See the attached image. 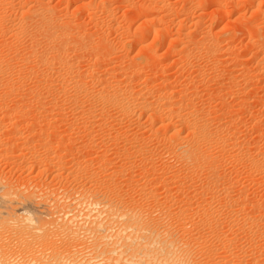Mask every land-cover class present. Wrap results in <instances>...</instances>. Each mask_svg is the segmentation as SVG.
<instances>
[{"label": "rangeland", "instance_id": "rangeland-1", "mask_svg": "<svg viewBox=\"0 0 264 264\" xmlns=\"http://www.w3.org/2000/svg\"><path fill=\"white\" fill-rule=\"evenodd\" d=\"M36 9L43 15L32 16ZM1 13L0 60L8 63L0 66V185L13 199L45 200L53 222L30 228L22 220L26 212H18L14 235L0 224L6 250L0 252L18 254L25 264L46 255L57 264L52 254L61 260L70 250L71 257L92 258V264H132L131 258L146 264L152 256L138 251L131 256L128 250L118 261L116 253H101L96 220H108L109 234L111 226V234L126 226L111 214L112 204L190 241L193 263L264 264V172L252 164L264 158V0H0ZM45 16L56 22L53 28L40 19ZM115 89L123 96L115 97ZM108 92L117 100L131 94L153 108L126 110L116 99H101ZM195 118L219 141L203 143L205 156H212L203 158L200 149L203 157L193 163L183 145L192 144ZM65 211L82 217L91 249H66L67 239L51 234L67 222ZM39 225L53 235L48 248L36 245L39 234L32 229Z\"/></svg>", "mask_w": 264, "mask_h": 264}, {"label": "bare ground", "instance_id": "bare-ground-1", "mask_svg": "<svg viewBox=\"0 0 264 264\" xmlns=\"http://www.w3.org/2000/svg\"><path fill=\"white\" fill-rule=\"evenodd\" d=\"M257 3V2H256ZM155 4H153V6H154ZM152 6V7H153ZM151 7V8H152ZM41 8V7H40ZM154 8H156V7H154ZM28 10H29V8H28ZM48 10V9H47ZM153 10V9H152ZM151 9L149 10V12L150 11H152ZM155 10V9H154ZM30 11V10H29ZM33 11V10H32ZM25 12V11H24ZM50 12V11H49ZM29 13V12H28ZM33 13V15L32 16H34V15H38V16H40L41 14L39 13V11H38V9H36L34 12H32ZM42 13V12H41ZM46 13V12H45ZM44 13V14H45ZM48 13V12H47ZM51 13V12H50ZM153 13V12H152ZM27 14V13H26ZM143 14V13H142ZM146 14V13H145ZM22 15H23V12H22ZM25 15V14H24ZM23 15V16H24ZM31 15V14H30ZM43 15V14H42ZM41 15V16H42ZM144 15V14H143ZM142 15V16H143ZM151 15V14H150ZM153 15V14H152ZM152 15H151V17H152ZM146 16V15H145ZM49 17V16H48ZM6 18V15H4V14H0V20H4ZM8 18V17H7ZM26 18V17H25ZM37 17H35V19H36ZM50 18H52V17H50ZM57 18V17H56ZM55 18V19H56ZM138 18V17H137ZM136 18V19H137ZM31 19V18H30ZM29 19V20H30ZM35 19H33V20H35ZM42 21L44 20V23H45V20L47 21V23H49L48 25H51V27H52V25L54 24V23H56L55 21L53 22V20L52 19H47V17L45 16V17H41L40 18ZM150 19H152V18H150ZM155 19V18H154ZM21 20H23V19H21ZM27 20V19H26ZM37 20V19H36ZM23 21H25V20H23ZM31 21H32V19H31ZM57 21V20H56ZM154 21V20H153ZM22 22V21H21ZM29 21L27 20V21H25L24 23L26 24V23H28ZM38 22V21H37ZM51 22H53L52 24H50ZM59 22V21H58ZM29 23H31V22H29ZM28 23V24H29ZM35 23V22H34ZM47 23H45L46 25H47ZM60 23V22H59ZM59 23H58V25H59ZM18 24H20V23H18ZM22 24V26H23V23H21ZM20 24V25H21ZM2 25V24H1ZM31 25H33V24H31ZM56 25V24H55ZM150 25H152V23L150 24ZM155 25V24H154ZM25 26V25H24ZM23 26V27H24ZM29 26V25H28ZM41 26V25H40ZM43 26V25H42ZM17 27V26H16ZM15 27V28H16ZM23 27H21L22 29H23ZM33 27V26H32ZM48 27V26H47ZM50 27V28H51ZM12 28H14V27H12ZM20 28V27H19ZM25 28V27H24ZM53 28V27H52ZM51 28V29H52ZM151 28V27H150ZM154 28V27H153ZM2 29V28H1ZM21 29V30H22ZM26 29V28H25ZM33 29V28H32ZM32 29H30V30H32ZM45 29H47V28H45ZM157 32H158V34H160V32L162 31V30H164L163 28H160V27H157L156 26V28H154ZM8 30V29H7ZM10 30V29H9ZM12 30V29H11ZM17 30H18V28H17ZM36 30V29H35ZM42 30V29H41ZM40 30V31H41ZM49 30V29H48ZM4 31V30H3ZM16 31V30H15ZM15 31H14V33H15ZM34 31V30H33ZM44 31V30H43ZM50 31V30H49ZM49 31H47V32H49ZM7 32V31H6ZM5 32V33H6ZM11 32V31H10ZM9 32V33H10ZM13 32V31H12ZM11 32V33H12ZM18 31H16V33H17ZM20 32V31H19ZM22 32V31H21ZM24 32V31H23ZM22 32V33H23ZM25 32H26V30H25ZM36 32H38V30L36 31ZM35 31H34V35H35V33H36ZM46 32V33H47ZM51 32V31H50ZM163 32V31H162ZM161 32V33H162ZM3 33V32H2ZM30 33V32H29ZM28 33V34H29ZM39 33V32H38ZM52 34L50 35V36H52L54 33L53 32H51ZM1 34V33H0ZM21 34V33H20ZM27 34V33H26ZM41 34V33H40ZM44 34V33H43ZM43 34H42V36H43ZM48 34H50V33H47V35ZM15 35H17V34H15ZM30 35V34H29ZM29 35H28V37L27 38H29ZM37 35V34H36ZM24 36H26V35H24ZM32 36V35H31ZM49 36V35H48ZM10 37H11V34H10ZM13 38H15L14 37V35L12 36ZM17 37H18V35H17ZM20 37V36H19ZM36 37V36H35ZM41 37V36H40ZM32 38V37H31ZM42 38V37H41ZM44 38V37H43ZM48 38H50V37H48ZM53 38V37H52ZM19 39V38H18ZM24 39V38H23ZM30 39V38H29ZM44 39H46V37L44 38ZM54 39V38H53ZM60 39V38H59ZM16 40H17V38H16ZM20 40V39H19ZM18 40V41H19ZM33 40V39H32ZM31 40V41H32ZM48 40V39H47ZM52 40V39H51ZM13 41H15V40H13ZM18 41L16 42V44H18ZM28 41V40H27ZM49 41H50V39H49ZM60 41V40H59ZM25 42V41H24ZM37 42V41H36ZM61 42V41H60ZM15 43V42H14ZM13 43V44H14ZM56 43H57V40H56ZM16 44H15V46H16ZM29 44V43H28ZM28 44H27V46H28ZM35 44V43H34ZM55 44V43H54ZM60 44V43H59ZM33 45V44H32ZM47 45H50V44H47ZM58 45V44H57ZM61 45V44H60ZM35 46V45H34ZM33 46V47H34ZM40 46V45H39ZM38 46V47H39ZM65 46V45H64ZM22 47V46H21ZM43 47V46H42ZM48 47V46H47ZM14 48V47H13ZM23 48V47H22ZM55 48V47H54ZM61 48V47H60ZM64 48V47H63ZM21 49V48H20ZM26 49H27V47H26ZM62 49V48H61ZM61 49H59L60 51H61ZM16 50H17V48H16ZM15 50V51H16ZM23 50V49H22ZM31 50V49H30ZM34 50V49H33ZM49 50V49H48ZM47 50V51H48ZM58 50V49H57ZM56 50V51H57ZM64 50V49H63ZM13 51V50H12ZM26 51H28V49L26 50ZM33 52V51H32ZM38 52V51H37ZM40 52V51H39ZM58 52V51H57ZM63 52V51H62ZM13 53H15V52H13ZM17 53H18V51H17ZM45 53H47V52H45ZM48 53H49V51H48ZM60 53V52H59ZM59 53H58V57L60 56L59 55ZM19 54V53H18ZM35 54L37 55V53L35 52ZM41 54V53H40ZM55 54H56V52H55ZM15 55V54H14ZM31 55H34V54H31ZM51 55V54H50ZM49 55V56H50ZM53 55V54H52ZM43 56V55H42ZM48 56V55H47ZM9 57H11V59H12V55H10ZM25 57H27V56H25ZM34 57V56H33ZM38 57V56H37ZM41 57V56H40ZM39 57V58H40ZM44 57V56H43ZM14 58V57H13ZM28 58V57H27ZM45 58H46V56H45ZM53 58H55V56H53ZM1 59V58H0ZM4 59H5V57H4ZM24 59V58H23ZM36 59V58H35ZM41 59V58H40ZM40 59H38V62H39V60ZM21 60V59H20ZM25 60H27V59H25ZM44 60V59H43ZM42 60V61H43ZM56 60V59H55ZM54 60V61H55ZM8 61H10V59L8 60ZM13 61V60H12ZM23 61V60H22ZM41 61V60H40ZM50 61H52L51 59H50ZM57 61V60H56ZM3 62V63H2ZM6 62V61H5ZM3 60H0V66L2 65V64H4L5 63ZM45 62V61H44ZM48 62V61H47ZM6 63H8V62H6ZM20 63V62H19ZM18 63V64H19ZM12 64V63H11ZM18 64H15V65H18ZM9 65V64H8ZM7 65V66H8ZM14 65V64H13ZM12 65V66H13ZM23 65V64H22ZM4 67H5V65H4ZM3 66L1 67V70L2 69H5ZM10 67V66H9ZM14 67V66H13ZM12 69H14V68H12ZM16 69V68H15ZM7 70V69H6ZM5 70V71H6ZM7 72V71H6ZM32 72H34V71H32ZM4 74H5V72H3ZM0 74H2V73H0ZM8 74V73H7ZM6 74V75H7ZM10 74V73H9ZM34 74V73H33ZM50 75V74H49ZM48 75V76H49ZM3 76V75H2ZM1 76V77H2ZM10 76V75H9ZM13 76V75H12ZM12 76L10 77V78H12ZM3 79H4V76L2 77ZM41 78V77H40ZM47 78V77H46ZM45 78V79H46ZM6 79V78H5ZM4 79V80H5ZM9 79V78H8ZM11 80V79H10ZM13 80V79H12ZM15 80V79H14ZM117 80V79H116ZM1 81H2V79H1ZM6 81V80H5ZM19 81H20V79H19ZM40 81V80H39ZM43 81V80H42ZM22 82V81H21ZM45 82V81H44ZM111 82V81H110ZM124 82H126V81H124ZM5 83V82H4ZM8 83V82H7ZM18 83V82H17ZM20 83V82H19ZM46 83V82H45ZM6 84V83H5ZM13 84V83H12ZM40 84H41V82H40ZM111 84V83H110ZM16 85V84H15ZM93 85H95V84H93ZM108 85V84H107ZM18 86V85H17ZM40 86V85H39ZM39 86H37L38 88H39ZM85 86V85H84ZM111 86V85H110ZM118 86H120V85H118ZM12 87H14V86H12ZM87 87V86H86ZM91 87V86H90ZM95 87H97V85L95 86ZM99 87V86H98ZM97 87V88H98ZM103 87V86H102ZM130 87V86H129ZM11 88V87H10ZM15 88H16V86H15ZM19 88V87H18ZM17 88V89H18ZM21 88V87H20ZM106 88V87H105ZM113 88V87H112ZM111 88V89H112ZM115 88V87H114ZM128 88V87H127ZM126 88V89H127ZM84 91H85V88H82ZM91 89V88H90ZM93 89V88H92ZM96 89V88H95ZM102 89V88H101ZM117 89H119V87L117 88ZM131 89V88H130ZM133 89V88H132ZM12 90H14V89H12ZM31 90H33V89H31ZM38 90V89H37ZM76 90V89H75ZM94 90V89H93ZM123 90V88L121 89V91ZM89 90H87V92H88ZM91 91V90H90ZM107 91H109V89L107 90ZM123 91H126V90H123ZM76 92V91H75ZM96 92H98L97 90L95 91V93ZM103 92V91H102ZM106 92V91H105ZM127 92H129L130 93V91H127ZM85 93H86V91H85ZM118 93H120V94H118ZM124 93V92H123ZM78 94V93H77ZM108 94L109 95H101L102 97H101V99L102 98H105V97H108V98H106V100L107 101H109L110 102V100H113V99H116V101H114L115 102V104L117 103V102H119V106H121V107H123L124 109H126V110H128V108H131V106L133 105V107H134V105L136 104H138L139 105V107L141 106L142 108H144V109H147V108H149V107H152V105L150 104V106H149V104H147L148 102H136V101H138L137 99H135V100H132V99H134V98H132V99H130L129 97L131 96V94H130V96L129 97H123V98H119L120 100H117V98L119 97V96H117V95H120V97H122L121 96V92H119L118 90H116L115 89V91L113 92V95L115 96V97H117V98H113V96L112 95H110V93L108 92ZM111 94H112V92H111ZM126 95V94H125ZM124 95V96H125ZM96 96V95H95ZM100 96V95H99ZM134 97V96H133ZM98 98V97H97ZM99 100V99H98ZM105 102V101H104ZM103 102V103H104ZM113 102V103H114ZM107 103V102H106ZM108 104V103H107ZM118 104V103H117ZM111 105V104H110ZM114 105V104H113ZM116 106V105H115ZM118 106V105H117ZM155 106V105H154ZM159 106V105H158ZM173 106V105H172ZM120 107V108H121ZM176 107V106H175ZM153 108V107H152ZM123 109V110H124ZM143 109V110H144ZM150 109V108H149ZM169 109V108H168ZM167 109V110H168ZM177 109V108H176ZM132 110V109H131ZM151 110V109H150ZM158 110V109H157ZM166 110V111H167ZM170 110V111H169ZM168 111L170 112V116L171 115H174V113H175V111L176 110H173V108H171V109H169ZM159 111V110H158ZM178 112V111H177ZM176 112V113H177ZM164 113V112H163ZM179 113H181V112H179ZM151 114H153V113H151ZM155 114V113H154ZM165 114H167V112L165 113ZM169 114V113H168ZM151 116V115H150ZM163 116V115H162ZM176 116V115H175ZM177 116H178V114H177ZM178 117H180V116H178ZM163 118V117H162ZM167 118V117H166ZM165 118V119H166ZM172 118V117H171ZM194 119V118H193ZM193 119H191L192 121H193ZM196 119V118H195ZM197 120V119H196ZM199 120L201 121L202 119H198L197 121H191L190 122V125H189V127H190V134L192 135L191 137L193 138V140H192V144H190V142H189V144L190 145H183L185 148H183V151H184V155H185V157L188 159V160H190V161H192L193 163L195 162H198V160H199V158H201V157H203L201 154V157H200V155H199V153H200V151L202 150V148H201V146L203 145V143H208V142H210L211 143V139H216L214 136H213V132H212V130L210 131V127L208 128V126L209 125H206L207 123L206 122H204V123H198L199 122ZM33 121V120H32ZM203 121V120H202ZM189 123V122H188ZM206 123V124H205ZM30 124V123H29ZM15 127V126H14ZM188 127V128H189ZM216 134V133H215ZM174 135V134H173ZM218 138V137H217ZM225 138V137H224ZM191 139V138H190ZM219 139V138H218ZM212 140V141H213ZM217 140V139H216ZM188 141V140H187ZM186 141V142H187ZM217 141H219V140H217ZM180 142V141H179ZM182 142V141H181ZM222 142V141H221ZM224 142V141H223ZM222 142V143H223ZM185 143V142H184ZM209 143V144H210ZM213 143L215 144L216 142H214L213 141ZM218 143H220V142H218ZM217 143V144H218ZM225 143V142H224ZM228 143V142H227ZM221 144V143H220ZM226 144V143H225ZM211 145V144H210ZM227 145V144H226ZM224 146V145H223ZM222 146V147H223ZM182 147V146H181ZM204 147V146H203ZM218 147V146H217ZM220 148V147H219ZM201 149V150H200ZM203 149H205V147L203 148ZM213 149H214V147H213ZM223 149V148H222ZM207 150V149H206ZM205 150V152H207ZM221 150V149H220ZM226 150H227V148H226ZM203 151V150H202ZM205 152L203 151V154H204V157L203 158H209L210 157V153H211V151H210V155L208 156H205ZM213 153V152H212ZM263 155V154H262ZM212 156V155H211ZM263 157H264V155H263ZM262 159V158H261ZM207 160H209V159H207ZM200 161H201V159H200ZM264 158H263V160L262 161H260V159L258 160H253V162H252V164H253V167L254 168H257V169H260V170H262L263 172H264ZM189 162V161H188ZM190 164V163H189ZM200 164V163H199ZM196 165H198V163L196 164ZM195 165V166H196ZM194 167V166H193ZM196 168H198V166L196 167ZM216 185V184H215ZM212 188H213V186H212ZM211 189V188H210ZM217 189V188H216ZM11 192H10V190H7V189H5L3 186H1L0 185V224L2 225V226H4V225H6V226H4L5 228H7L6 229V231L9 233V234H13L14 235V233L16 232L15 231V228H18L17 226H18V224H19V219H18V217H17V215H15V214H17L18 212H19V214L20 213H24V212H26L25 213V216L23 217V219L22 220H24L26 223H27V225L30 227V225L32 224V225H34L35 227H36V224H37V226H38V224H42V222H43V224H42V226H44L45 224V220H47L46 222H48V224H49V221L51 220L52 221V219H50V220H48V218L47 217H49V218H51V210H49L50 209V207H49V209L47 208V207H45V200H44V202L43 201H41V202H37V201H35L36 199H33L34 197L32 196V198H31V196L30 195H28V196H22L21 195V197H23V198H25V199H20V200H16V199H13L14 198V195L12 194V196H13V198L11 197ZM92 195H93V193H91ZM90 194V195H91ZM93 197H95V195L94 196H92V198ZM91 198V199H92ZM88 199V198H87ZM97 199V198H96ZM93 200V199H92ZM98 200V199H97ZM97 200H94L93 201V204H95V205H100V202L99 201H97ZM100 200V199H99ZM102 200V199H101ZM88 201H89V204H90V200L88 199ZM47 202V201H46ZM85 202L87 203V201L85 200ZM101 202H103V200L101 201ZM15 203H19L18 205H15ZM92 203V202H91ZM104 203V202H103ZM87 205L88 207L90 206V205ZM95 205H93V206H95ZM108 206L110 207V210L112 211V215H114V216H117V217H120V218H122V219H124L125 220V224H126V226H125V229L123 228V225H122V228H121V230H120V228H118V230H117V232H115L114 234H111V232H112V228L114 227H110L109 229L111 230H109L108 228V231L110 232V234L107 232V230H106V228H105V226L107 225H105V221L107 220L106 218H104V216L102 217L103 219H98L99 218V214L101 215V213L99 212V214H95L97 217V219L99 220V221H97L96 219V228H95V226H94V228H95V231L97 232V231H99V237H100V239H99V243H97L98 244V246H100L101 245V247H102V249H101V253H104L105 251H110V253H112V255L114 254V253H116L117 254V257H116V259L115 260H119L124 254L123 253H125L126 251H128V250H130L132 253H131V256H133L134 255V253L133 252H136V251H138L139 253H143L144 255H146V256H152V257H150L149 258V260L146 262V264H149L151 261H154L155 259H157V261H159V262H161V264H196V263H193L194 261H193V259L192 258H190V254L191 253H193V252H191V251H193L192 249L193 248H191V246L193 245H191V242L190 241H186V240H179V239H177V238H175V237H173L172 236V233H170V230H167V229H164V227H162V225H160L159 223H157V222H154L153 221V223H149V222H147V221H144L143 219L144 218H142L138 213V211H134V210H131L130 208L128 209H125V208H118V207H116L115 205H112V204H108ZM98 207V206H97ZM101 207V206H100ZM104 207V206H103ZM103 210H105V209H103ZM107 210V209H106ZM107 211H109V210H107ZM71 212V211H70ZM70 212H66L65 211V213L66 214H64V216H67V222H65V221H63V224H61V229H60V231L59 230H57L58 228H56V229H54V230H56L55 232H54V230H52V231H50V232H52L51 234H59V235H61V237H63V238H65V239H67L65 242V244L63 243V238H62V243L64 244V245H66V246H64V248H66V249H68L67 247H69V246H77L78 248L80 247H83L84 249H91V247H90V244H89V246L87 245L88 243H87V238H85L84 236L85 235H83V230H82V228L84 227V225H85V222H83L82 220H79L80 218L82 219V217H80L79 215H76V213L75 214H73V213H70ZM138 212V213H137ZM103 213V212H102ZM107 213V212H106ZM109 213H110V211H109ZM59 214V213H58ZM57 214V216H59ZM78 214V213H77ZM80 214V213H79ZM90 214V213H89ZM88 214V216H91V215H89ZM108 214V213H107ZM141 214V213H140ZM54 215V214H53ZM56 215V214H55ZM14 216V217H13ZM81 216H83V215H81ZM84 216H86V214H84ZM83 216V217H84ZM93 216V215H92ZM61 217V216H60ZM60 217H57V219L59 218L60 219ZM80 217V218H79ZM113 217V216H112ZM64 218V217H63ZM101 218V217H100ZM56 219V220H57ZM83 219H85V218H83ZM88 218H86V220H87ZM249 219V218H248ZM256 219V218H255ZM54 220V219H53ZM62 220V219H61ZM89 220V219H88ZM94 220V219H93ZM94 220V221H95ZM89 221H91V217H90V220ZM88 221V222H89ZM93 221V222H94ZM108 221V220H107ZM250 222H251V219L249 220ZM262 221V220H261ZM53 222V221H52ZM61 222V221H60ZM87 222V221H86ZM87 222V223H88ZM110 222H111V220H110ZM151 222V221H150ZM264 222V221H263ZM18 223V224H17ZM55 223H57L56 221H55ZM59 223V222H58ZM57 223V225H59ZM109 223V222H108ZM40 224V225H41ZM51 224H53V223H50V225ZM90 224L91 223H89V226L88 227H90ZM93 224V223H92ZM111 224V223H110ZM109 224V225H110ZM162 224V223H161ZM254 224H256V223H254ZM260 224V223H259ZM32 225H31V227H32ZM39 225V226H40ZM47 225V224H46ZM54 225H56V224H54ZM42 226H40V227H37V228H33L32 230H36V232H38V233H36V234H39L38 236V238L40 239V243H38V244H36V245H39V244H43L44 246H47V247H45V248H48L52 243H53V240L54 239H52L53 237V235L52 236H47V234H46V232L45 233H43V227ZM86 226H87V224H86ZM258 226V225H257ZM24 227H26V226H24ZM23 227V228H24ZM30 227V228H31ZM46 227V226H45ZM44 227V228H45ZM48 227V226H47ZM46 227V228H47ZM56 227V226H55ZM54 227V228H55ZM92 227V226H91ZM90 227V228H91ZM108 227V226H107ZM120 227H121V225H120ZM20 228L21 227H19V231H20ZM45 228V229H46ZM50 229H51V226L49 227ZM48 228V230H50ZM53 228V227H52ZM87 228V227H86ZM117 228V227H116ZM165 228H166V226H165ZM168 228V227H167ZM255 228H256V226H255ZM0 229H2V228H0ZM84 229V228H83ZM113 229H115V227L113 228ZM3 230V229H2ZM17 230V233L19 232L18 231V229H16ZM24 230H26L25 228H24ZM29 229H27V231H28ZM86 230H88V228L86 229ZM258 230V229H257ZM257 230H256V232H257ZM1 231V230H0ZM5 231V230H4ZM3 231V232H4ZM91 231H93L92 229H91ZM91 231H88V232H91ZM94 231V232H95ZM263 231V230H262ZM262 231H261V233H262ZM22 232V231H21ZM30 232V231H29ZM28 232V233H29ZM54 232V233H53ZM172 232V231H171ZM254 232V231H253ZM25 234H26V232H24ZM85 233H86V231H85ZM263 233H264V231H263ZM19 234V233H18ZM22 234H23V232H22ZM32 234H33V232H32ZM48 234H50V233H48ZM50 234V235H51ZM87 234V233H86ZM91 234V233H90ZM95 234V233H94ZM260 234V233H259ZM259 234H257V235H259ZM16 235V234H15ZM88 235H89V233H88ZM34 236H35V233H34ZM33 236V237H34ZM87 236V235H86ZM91 238H95V236H91V235H89ZM255 236V235H254ZM261 236H262V234H261ZM260 236V237H261ZM37 237V236H36ZM54 237H55V235H54ZM59 237V236H58ZM90 237H89V239H90ZM2 238V237H1ZM35 238V237H34ZM37 238V239H38ZM87 239V240H86ZM3 240V239H2ZM56 240V239H55ZM188 240V239H187ZM39 241V240H38ZM37 240H36V242H38ZM60 241V240H59ZM90 241V240H89ZM92 241V240H91ZM7 242V241H6ZM35 242V241H34ZM57 242V241H56ZM1 243V242H0ZM48 243V244H47ZM60 243V242H59ZM58 243V244H59ZM61 243V244H62ZM120 244V245H118V246H114L115 244ZM2 244V243H1ZM0 244V245H1ZM3 244H5L4 242H3ZM7 244V243H6ZM58 244H55V245H52L51 247H53V246H56V245H58ZM60 244V245H61ZM113 244V245H112ZM234 244V243H233ZM8 245H9V243H8ZM33 246H34V244H32ZM232 245V244H231ZM3 246L4 245H1V247L0 248H2V250H5L4 248H3ZM42 246V245H41ZM97 246V247H98ZM106 246V247H105ZM5 247V246H4ZM8 247V246H7ZM57 247H59V245L57 246ZM56 247V248H57ZM75 247H74V249H75ZM39 248V247H38ZM42 248V247H41ZM41 248H40V250H41ZM44 248V247H43ZM53 248H55V247H53ZM60 248V247H59ZM61 248H63L62 246H61ZM64 248L63 249H61V250H64ZM29 249V248H28ZM33 249H34V247H33ZM33 249H30V250H33ZM74 249H73V251H74ZM82 249V248H81ZM27 250V249H26ZM25 250V251H26ZM46 250V249H45ZM44 250V251H45ZM77 250V249H76ZM79 250V252H83V251H80V249H78ZM85 250V251H86ZM6 251V250H5ZM29 251V250H28ZM28 251H27V253H28ZM35 251V250H34ZM33 251V252H34ZM37 251V250H36ZM48 251V250H47ZM51 251V250H50ZM72 251V253H74ZM154 251H155V253H154ZM12 252H14V251H12ZM24 252V251H23ZM33 252H30V254L31 253H33ZM38 252V251H37ZM40 252V251H39ZM58 252H60L59 250H58ZM70 252H71V250H70ZM70 252H69V254H70ZM87 252H89V250L87 251ZM20 253V252H19ZM43 253V252H42ZM45 253H46V251H45ZM56 253V252H55ZM78 253V252H77ZM76 252H75V255L77 254ZM89 253H91V252H89ZM88 253V254H89ZM157 253V256H155L154 254H156ZM180 253H181V255H180ZM21 254H24V253H21ZM29 254V255H30ZM57 254H59V253H57ZM62 254V253H61ZM69 254H67V253H63V255H61V260H59L58 258V256H60V255H55L54 253L52 254V256L50 257V258H52V260H58L60 263H57V264H92L91 262H90V260L92 259H90V260H85V259H81V257L79 258V255H78V259L76 258V257H71V255H69ZM79 254V253H78ZM81 254H83V253H81ZM84 254H86V253H84ZM83 254V255H84ZM123 254V255H122ZM182 254H184V256H182ZM20 255V254H19ZM35 255H36V252H35ZM38 255V254H37ZM43 255V254H42ZM74 255V254H73ZM110 255V254H109ZM108 255V257L105 259V260H109V258H111V256L112 255H110L109 256ZM31 256V255H30ZM40 256H41V254H40ZM81 256V255H80ZM89 256V255H88ZM192 257H193V255H191ZM244 256V255H243ZM35 257V256H34ZM32 258V261L30 262L31 264H37V261H38V263H39V261L40 260H35L36 258L37 259H39L38 257H36V258ZM42 257V256H41ZM41 257H40V259H41ZM46 257H48L47 255H46ZM45 257V259H47ZM114 258H115V256H113ZM227 257V256H226ZM49 258V259H50ZM82 258H84V257H82ZM94 258V257H93ZM123 258V257H122ZM225 258V257H224ZM245 258V257H244ZM17 259H19L18 258V254H16V256H15V254H13V253H7V252H0V264H23L22 262H18V260ZM33 259H34V261H33ZM43 260H41V262L39 263V264H52V263H49V261H47V260H45L44 258H42ZM87 259V258H86ZM126 258H124V260H125ZM128 259V261H129V258H127ZM141 259H143V258H141ZM231 259V258H230ZM241 259V258H240ZM16 260V261H15ZM111 260V259H110ZM109 260V261H110ZM131 261H132V264L134 263V261L132 260V258L130 259ZM195 260V259H194ZM234 260V259H233ZM239 260V259H238ZM242 260V259H241ZM240 260V261H241ZM30 261V260H29ZM54 261H53V263H54ZM94 261H95V258H94ZM108 261V262H109ZM130 261V262H131ZM231 261V260H230ZM235 261V260H234ZM50 262H52V261H50ZM227 262V261H226ZM229 262V261H228ZM236 262V261H235ZM239 262V261H238ZM238 262H236V263H238ZM30 263H28V264H30ZM101 263V262H100ZM99 263V264H100ZM107 263V262H106ZM239 263H241V262H239ZM238 263V264H239ZM242 263H243V261H242ZM25 264V263H24ZM101 264H105V263H101ZM107 264H109V263H107ZM230 264H232V263H230Z\"/></svg>", "mask_w": 264, "mask_h": 264}]
</instances>
